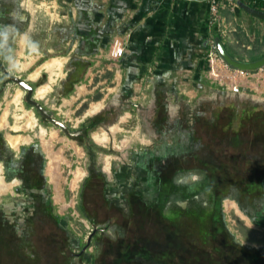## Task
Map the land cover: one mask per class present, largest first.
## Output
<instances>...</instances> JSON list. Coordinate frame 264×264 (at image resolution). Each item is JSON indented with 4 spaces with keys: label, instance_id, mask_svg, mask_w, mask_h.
Here are the masks:
<instances>
[{
    "label": "rangeland",
    "instance_id": "1",
    "mask_svg": "<svg viewBox=\"0 0 264 264\" xmlns=\"http://www.w3.org/2000/svg\"><path fill=\"white\" fill-rule=\"evenodd\" d=\"M25 5L29 10V20L19 34L20 38L25 36L30 40V47H25L22 54L13 56L15 60H20L13 65V71L22 72V62L28 61L31 56L38 57L42 52L45 55L30 72L51 57H67L63 66L65 75L57 77L43 100L69 124L75 126L82 123L97 111H91L96 105L100 108L106 103L110 104L126 85L131 88L135 98L148 105L155 84L160 88H169L164 89V93L170 102L171 118L175 122L173 133L156 135L144 122V110L123 107L119 111L123 120L120 124L122 129L120 127L116 140L119 146L116 147L122 152H103L99 148H88L63 132L59 133L61 127L44 116L38 121V112L35 114L34 108L25 100V88L2 77L0 116L7 110L9 122L14 123L16 115L23 113L22 104L32 109L37 125L20 132L37 134L35 139H41V126L49 131L57 130L54 143L66 159L60 165L57 183L48 181L53 210L58 217L62 216V226L59 227L49 215L42 216V229L22 240L15 237L12 228L0 220V264H138L129 261L137 256L165 260L171 264H264V218L261 221L252 218V215L257 217L264 208V196L253 203L244 201L250 214L233 198L219 200L213 218L208 212V200L206 211L199 218L188 211L193 207L192 201H188L187 209L178 206L177 212L167 210L170 196H163L164 191L157 196L159 184L147 183L145 179L135 184L141 196H112L108 191L111 186L122 187L106 186L104 173H100L93 187L89 188L85 183L90 168L96 167L103 172L104 168L107 169L108 161L117 167L128 165L134 161L135 151L161 146L168 139L173 140L176 147L183 144L190 146L193 142L195 146L205 145L202 155L213 177H218L219 184L245 180L246 190L262 192L264 92L244 90L239 92L242 98L235 100L231 97V91L217 82L203 75L206 81L201 83L198 77L200 67L205 73L211 40L225 34L229 51L235 47L248 48V42L237 35L229 38V30L225 26L223 31L219 28L218 32V18L214 19L209 4L204 25H182L187 35H192V40L181 42L178 55L172 50L168 51L167 56L161 53L172 29L176 31L179 27L174 28L169 21L164 29L167 33L165 36L161 34L158 39L150 34L140 36L137 46L129 45L126 58L118 66L107 57L108 50L103 55H96L100 53L101 46H109L113 39L108 12L103 14L92 8L89 0H25ZM237 28L240 30L243 27L239 25ZM91 36L96 37L92 42ZM36 40L40 42L39 50H36ZM17 48L19 50L21 44ZM86 51L93 52L94 60L82 57ZM76 60H82L84 68L72 77V64ZM199 60L204 68L197 65ZM48 77L49 72L42 69L38 82H47ZM66 82L69 83L68 87H65ZM208 83L217 87H210ZM79 86H83L82 92ZM20 90L21 101L18 102L15 97ZM66 98L71 102L65 103ZM210 98L214 99L210 102ZM199 104L202 106L199 107ZM199 108L205 111L202 115H197ZM179 114L180 121L177 119ZM7 131L15 133L7 127L0 128V146L5 148L4 152L0 151L1 163L6 149L14 151V154L16 151L5 136ZM188 137L191 143L187 142ZM77 168H82L84 174L72 185ZM175 170L179 171L178 175L187 171L183 168ZM191 172L201 176L203 170L191 169ZM124 184L129 186V180L126 179ZM115 191L121 193L120 190ZM20 193L14 197L22 200L27 197ZM7 195L0 197L1 203L9 202L11 197ZM184 197L178 198L182 201Z\"/></svg>",
    "mask_w": 264,
    "mask_h": 264
},
{
    "label": "flooded vegetation",
    "instance_id": "2",
    "mask_svg": "<svg viewBox=\"0 0 264 264\" xmlns=\"http://www.w3.org/2000/svg\"><path fill=\"white\" fill-rule=\"evenodd\" d=\"M28 13L29 10L25 5V0H0V79L4 77L16 82L9 77L8 71L26 79L33 87L32 98H35L46 107L54 118L63 122L68 127L69 132L64 128L63 124L46 117L35 103L29 102L26 98L29 87L16 82L25 88V100L34 108L35 114L38 112V121L39 118L41 119L44 116L49 122H53L61 127L59 133L63 132L69 137H73V140L82 142L86 147L99 148L103 152H122L120 148H117L119 146L116 145V140L120 135L119 131L122 129L120 124L123 122L119 111L126 106H129L128 110H144V122L149 130L156 135L173 133L175 121L171 118L170 102L164 93L169 88L167 86L160 88L157 84L153 86V95L148 105H145L144 101L135 98L131 88L126 85L119 96L112 100L110 104H104L99 110L88 116L78 125L72 126L69 124L67 119L63 118L58 111L53 110L43 98L37 97L36 89L40 82H38V78L30 79L29 77L31 68L45 53L39 54L35 63L22 72H14L13 66L11 67L10 65L11 61L15 60L13 56L17 54V47L20 46V29L25 27L27 20H29ZM95 38V36H91V42ZM29 41L26 38L24 49L25 47H30ZM35 42L38 43L36 50H39L40 42L37 40ZM42 48L44 49L43 46ZM48 50H51V48H48ZM92 53L86 51L82 54V57L85 60H90ZM72 65L71 74L72 77H75L84 68V63L82 60H76ZM75 85H77V82H75ZM68 86L69 83L66 82L65 87ZM241 95L240 93L232 94L231 92V97L235 100L241 99ZM213 99L210 98L209 101L211 102ZM200 106L202 104H199ZM204 112L202 108H199L197 115H202ZM131 114L129 116H132ZM177 117L180 121V114ZM112 126H118L119 130L112 132ZM102 131L106 132L107 141L105 143H101L95 138V133ZM35 135L37 134L32 135L33 138L29 143L21 144L18 149L14 148L16 150L15 154L14 151L6 149V155L2 159L5 180L9 183H15L11 186V190L7 192L8 195L6 193L7 196L11 197L9 202L7 204L6 202H0V208L3 207L0 209V220L12 228L15 237L22 240L33 233H38L42 229V216L49 215L59 227L62 226V216L58 217L57 213L53 210L52 195L48 190V181L52 182L50 177H48L47 171L48 155L43 147L42 139H35ZM94 141L100 143L102 146L95 144ZM187 142L191 143L189 137L187 138ZM193 144L194 142L190 146L183 144V146L176 147L173 140L165 139L161 146L147 147L140 152L135 151L133 153L135 159L132 163L129 162L128 165L117 167L113 165L112 161H108L106 163L107 169L104 168L103 172L99 171L96 167L90 168L85 183L88 184V187L90 186L89 188L93 187V184L98 182L100 173H104L103 182L106 186L118 185L122 187L121 189L115 186L107 188L109 194L112 196H141L135 184L142 183V180L145 179L147 183L154 182L155 184H159L157 196L162 195L163 191V196H170L166 207L169 211L175 210L177 212L178 206L185 209L188 201H192L194 203L193 207L188 211L200 218L206 211L205 209L209 200L208 212L211 213V218H213L218 201L230 197L237 200L243 210H247L246 212L250 214V211L246 209L244 201L253 203L257 198L264 196V175L262 192L246 190L244 188L246 184L245 180L242 182L229 181L219 184L218 177H213L210 167L206 164V158L202 155L205 145L195 146ZM54 147L56 149V146ZM4 150L5 148L0 146V151L4 152ZM216 153L218 154V151ZM216 163H218V158L216 159ZM175 168L177 170H182L183 168L187 169V171L183 175H178L179 171L176 172ZM170 169H172L171 172L169 171ZM191 169L203 170V173L201 176H196L191 172ZM168 171L169 173H167ZM126 179L129 180V186H125L124 184ZM163 184L167 185H165L166 189L163 188ZM115 190H120L121 193L119 194ZM20 192L27 197L23 200L15 198L14 196L21 194ZM179 196L185 197L181 201L178 198ZM202 199H205V201H201ZM252 218L255 221H261L260 219L264 218V208L260 210L257 217L252 215Z\"/></svg>",
    "mask_w": 264,
    "mask_h": 264
},
{
    "label": "crops",
    "instance_id": "3",
    "mask_svg": "<svg viewBox=\"0 0 264 264\" xmlns=\"http://www.w3.org/2000/svg\"><path fill=\"white\" fill-rule=\"evenodd\" d=\"M243 1L249 3V0ZM89 3L92 8L98 9L103 14L108 12V21L112 25L113 37L117 34L130 33L128 47L129 45L137 46L139 37L145 34H150L155 38L161 34L165 36L167 33L165 34L164 29L167 28L169 21L174 28L179 26L176 31L172 29L168 43L161 50L162 56H167L169 50L178 55L181 42L185 43L186 39L192 40V35L190 33L187 35L182 25L191 23L204 25L209 13L207 0H89ZM217 17L218 32L219 28L223 30L225 26L229 30V38L237 35L243 41L248 42V48L235 47L230 49L235 57L257 59L264 55V18L247 11L240 3L235 7L229 3L221 6ZM239 25L243 27L240 30L237 28ZM220 37L228 47L227 36L220 34ZM109 46H101L99 48L100 53H96V55H103ZM128 47L121 61L126 58ZM91 60H94L92 55ZM202 64L201 60L197 62V65ZM202 67L204 68V65ZM203 75V69L200 67L198 77L202 81L201 83L206 81ZM208 84L210 87L216 86L213 83Z\"/></svg>",
    "mask_w": 264,
    "mask_h": 264
},
{
    "label": "bare ground",
    "instance_id": "4",
    "mask_svg": "<svg viewBox=\"0 0 264 264\" xmlns=\"http://www.w3.org/2000/svg\"><path fill=\"white\" fill-rule=\"evenodd\" d=\"M25 41H26V37L22 36V38H20V43H19V44H21V48L16 53H19V54L23 53ZM37 58H38L37 56H31L28 61L22 62V66H21L22 70L27 69L30 66H32L35 63V61L37 60ZM66 59H67V57H63V56L62 57H60V56L59 57H56V56L51 57V58L47 59L46 61H44L34 71L30 72V74H29L30 79H37L39 77L42 69H45L46 71L49 72V77H48L47 82L40 83L37 86L36 95L38 98H43L44 96H46V94L52 89L53 83L57 79L58 76L65 75L63 72V66H64V63H66L65 62ZM19 62H20L19 59L18 60H12L10 65L12 67L13 65L18 64ZM82 89H83V86H79L80 92H82ZM21 93H22V90H20L19 95L15 97V99L18 102L21 101ZM69 102H71L70 99L66 98L65 103H69ZM21 107L23 109V113L22 114L19 113L16 115L17 120L15 119L16 121L14 123L9 122L7 110L0 116V128L7 127L9 129L15 131V133H13L11 131H7L5 136L9 142V144L12 147L17 148V149L20 147L21 144L29 143L33 138V136L31 134L23 133L20 131L25 130V129L29 130V129H31L37 125V120H36V117L33 113V110L26 108L24 104H22ZM98 109H99V106L96 105V106L92 107L91 111L93 112V111H96ZM118 130H119L118 126H112L111 127L112 132H117ZM57 132H58L57 130L49 131L44 126H41L39 129V135L42 139L43 147H44V149L48 155V166H47L48 175L50 177V180L54 183H57L60 165L66 159L62 153V150H60V149L56 150L54 147L55 146L54 138L57 136ZM47 134H48V136H47ZM95 138L99 142L105 143L107 141L106 132L102 131L100 133H98V132L95 133ZM75 174H76V178L73 180L72 185H75L76 182L79 179H81L82 175L84 174V170L82 168H77L75 170ZM14 183H9L8 181L5 180V177L3 176V165L0 162V197L2 195L6 194L7 192H9L11 190V186ZM73 183H75V184H73Z\"/></svg>",
    "mask_w": 264,
    "mask_h": 264
},
{
    "label": "built area",
    "instance_id": "5",
    "mask_svg": "<svg viewBox=\"0 0 264 264\" xmlns=\"http://www.w3.org/2000/svg\"><path fill=\"white\" fill-rule=\"evenodd\" d=\"M208 1L210 4V11L214 15V19L218 18L217 14L221 6L226 3L231 4L233 7L239 5L238 0ZM249 1L251 2V0ZM254 1L255 0L251 3ZM129 36V32L117 34L113 37L109 46L108 57L111 58L118 66L121 65V58H123L127 52ZM204 75L232 93H239L244 90H253L261 93L264 92V65L256 69H248L231 65L220 53L216 39L211 40L210 48L207 53Z\"/></svg>",
    "mask_w": 264,
    "mask_h": 264
},
{
    "label": "water",
    "instance_id": "6",
    "mask_svg": "<svg viewBox=\"0 0 264 264\" xmlns=\"http://www.w3.org/2000/svg\"><path fill=\"white\" fill-rule=\"evenodd\" d=\"M240 5L246 9L247 11L251 12L252 14L256 15V16H259V17H262L264 18V10L263 9H260V8H257L245 1H240L239 2ZM216 42H217V46H218V49L220 51V53L223 55V57L233 66H236V67H242V68H248V69H256L262 65H264V55L257 58V59H252V60H244V59H240V58H237L235 57L229 50L228 48L226 47V45L224 44L223 40L221 39L220 36H218L216 38ZM8 74H9V77L13 80H15L16 82H19L20 84H22L23 86L25 87H29V92L26 96L27 100L31 103H35L41 113L43 115H45L46 117L54 120V121H57L61 124H63L64 128L69 132L68 130V127L63 123L61 122L60 120L54 118L49 110L44 107L38 100H36L35 98H32V93H33V87L32 85H30L28 83V81L24 78H22L20 75L18 74H14V73H11L10 71H8Z\"/></svg>",
    "mask_w": 264,
    "mask_h": 264
},
{
    "label": "trees",
    "instance_id": "7",
    "mask_svg": "<svg viewBox=\"0 0 264 264\" xmlns=\"http://www.w3.org/2000/svg\"><path fill=\"white\" fill-rule=\"evenodd\" d=\"M240 1H243V0H240ZM252 1L253 0H251V2ZM251 5L264 10V0H255L253 3H251ZM129 261H132L138 264H171L165 260H156L152 257H146V256H137L132 259H129Z\"/></svg>",
    "mask_w": 264,
    "mask_h": 264
}]
</instances>
